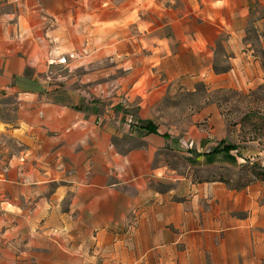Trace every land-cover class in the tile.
Here are the masks:
<instances>
[{
    "label": "crops",
    "instance_id": "obj_1",
    "mask_svg": "<svg viewBox=\"0 0 264 264\" xmlns=\"http://www.w3.org/2000/svg\"><path fill=\"white\" fill-rule=\"evenodd\" d=\"M181 1L188 12L176 14L171 23L182 25L178 35L196 57L222 32L238 47L250 14L256 6L264 10V0ZM171 81L155 74L125 80L119 93L131 107L157 105ZM141 87L150 89L145 97ZM102 93L100 98L59 85L45 88L42 64L0 48V100L15 97L18 103L12 122L0 121V137L12 139L27 155L25 162L9 161L6 170L0 164V264H78V249L85 245L134 248L135 264H261L264 209L256 223H193L192 202L199 194L190 193L185 176L169 185L175 179L161 177L166 167L156 158L162 150H174L178 136L140 108L135 121L127 113H110L103 102L108 93ZM98 115L106 121L96 124ZM141 120L151 121L157 132L141 127ZM205 150L193 146L181 153L188 159L231 153ZM161 179L169 185L164 190L153 185ZM32 184H42V229L37 232L25 218L29 210L15 203L29 199Z\"/></svg>",
    "mask_w": 264,
    "mask_h": 264
},
{
    "label": "rangeland",
    "instance_id": "obj_2",
    "mask_svg": "<svg viewBox=\"0 0 264 264\" xmlns=\"http://www.w3.org/2000/svg\"><path fill=\"white\" fill-rule=\"evenodd\" d=\"M183 5L181 0H0V48L42 64L45 88L59 85L96 97L105 91L110 113H127L135 121L133 114L141 109L176 134L174 150H162L156 158L166 167L161 177L175 179L169 185L185 176L190 193L199 194L192 202L193 223H256L264 209V181L254 176L252 164L264 167V136L252 139V123L241 118L250 110L264 111V10L256 6L250 14L238 47L222 32L196 57L178 35L182 25L171 23L176 14L188 12ZM241 47L250 52L241 54ZM61 58L66 61L60 63ZM148 67L152 71H145ZM152 74L172 80L159 89L165 94L158 104L129 106L119 93L122 82L152 79ZM138 90L145 97L150 89ZM17 104L15 97L0 100V121L12 122ZM95 121L102 124L106 118L98 115ZM221 139L237 144L240 154L188 159L181 153L193 146L204 150ZM0 141L3 170L9 161H26L21 145L4 136ZM153 185L159 190L169 186L162 179ZM15 203L29 210L25 218L32 231H40L42 184H32L29 199ZM14 218L24 220L18 214ZM78 252V264H135L137 250L85 245Z\"/></svg>",
    "mask_w": 264,
    "mask_h": 264
},
{
    "label": "trees",
    "instance_id": "obj_3",
    "mask_svg": "<svg viewBox=\"0 0 264 264\" xmlns=\"http://www.w3.org/2000/svg\"><path fill=\"white\" fill-rule=\"evenodd\" d=\"M215 72L220 73L224 72L225 70H217V68H213ZM242 122H250L252 123V139L256 140L260 138V136H264V111L260 110H250L247 113H245L242 118ZM138 124L147 129L149 132L156 133L157 132V127L148 120H141L138 122ZM238 145L234 144L232 142H227L223 139L219 140L217 143L209 146L207 150L204 151V154H217V153H229L232 151H235L237 154H240L238 151ZM192 152L195 154H200L192 149ZM252 173L254 176L262 181H264V167L261 166L259 163H253L252 164ZM261 264H264V259L261 261Z\"/></svg>",
    "mask_w": 264,
    "mask_h": 264
},
{
    "label": "built area",
    "instance_id": "obj_4",
    "mask_svg": "<svg viewBox=\"0 0 264 264\" xmlns=\"http://www.w3.org/2000/svg\"><path fill=\"white\" fill-rule=\"evenodd\" d=\"M70 56H72V55H70ZM58 61H59L60 63H63V62L66 61V59H65V58H61V59H59Z\"/></svg>",
    "mask_w": 264,
    "mask_h": 264
}]
</instances>
